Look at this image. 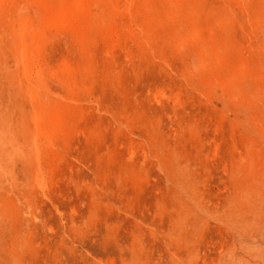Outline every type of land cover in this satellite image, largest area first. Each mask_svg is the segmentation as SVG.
Returning a JSON list of instances; mask_svg holds the SVG:
<instances>
[{
	"label": "rangeland",
	"instance_id": "obj_1",
	"mask_svg": "<svg viewBox=\"0 0 264 264\" xmlns=\"http://www.w3.org/2000/svg\"><path fill=\"white\" fill-rule=\"evenodd\" d=\"M0 264H264V0H0Z\"/></svg>",
	"mask_w": 264,
	"mask_h": 264
},
{
	"label": "bare ground",
	"instance_id": "obj_2",
	"mask_svg": "<svg viewBox=\"0 0 264 264\" xmlns=\"http://www.w3.org/2000/svg\"><path fill=\"white\" fill-rule=\"evenodd\" d=\"M55 26V25H54ZM51 27L53 28V25H51ZM39 136V135H38Z\"/></svg>",
	"mask_w": 264,
	"mask_h": 264
}]
</instances>
